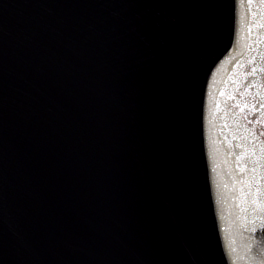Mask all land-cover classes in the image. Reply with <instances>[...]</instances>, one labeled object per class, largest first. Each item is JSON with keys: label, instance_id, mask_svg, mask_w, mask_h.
Here are the masks:
<instances>
[{"label": "water", "instance_id": "1", "mask_svg": "<svg viewBox=\"0 0 264 264\" xmlns=\"http://www.w3.org/2000/svg\"><path fill=\"white\" fill-rule=\"evenodd\" d=\"M0 264H264V0H0Z\"/></svg>", "mask_w": 264, "mask_h": 264}]
</instances>
